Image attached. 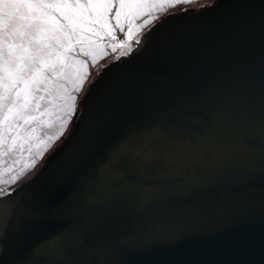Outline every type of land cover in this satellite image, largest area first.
Masks as SVG:
<instances>
[{
    "label": "water",
    "instance_id": "1",
    "mask_svg": "<svg viewBox=\"0 0 264 264\" xmlns=\"http://www.w3.org/2000/svg\"><path fill=\"white\" fill-rule=\"evenodd\" d=\"M196 31L201 32L191 49L199 54L214 49L204 51L210 64L197 62L202 68L192 77L189 71L196 68L171 64L167 49L179 38L187 42L186 37L195 36ZM148 75H158L163 87L171 82L181 88V96L172 105L179 109L176 135L164 133L156 142L157 149L150 148L155 155L153 165L144 164L146 177L131 184L120 181L110 188L104 201L106 214L118 203L129 207L127 219L120 222L123 227L129 225L125 232L131 237L129 241L124 234L118 237L114 245L119 251L110 247L111 252L117 260L125 259L124 264H140L137 261L142 260L134 259V253L143 248L147 264H264V0H215L198 11L171 15L155 24L128 57L104 66L80 100L81 113L65 141L31 180L2 196L19 194L5 244L0 243V264H28L32 258L23 256L26 251L68 230L69 222L15 253L7 249L6 243L24 230L19 223L28 220L20 217L21 212L61 162L87 140V126L103 96L124 80ZM163 139L176 144L169 145L175 150L169 160L163 159ZM150 158L147 154L144 161ZM158 198L167 200L169 206H165L169 220L163 238L158 240L152 230L147 236L143 230L136 234L129 219L148 222L146 217L151 214H139L144 205L156 204L152 212L162 213ZM62 219L66 222L67 217ZM50 221L27 222L35 223L28 224L32 227ZM107 225H113L112 220ZM169 230L176 235L168 236ZM161 242L168 261L159 255Z\"/></svg>",
    "mask_w": 264,
    "mask_h": 264
},
{
    "label": "rangeland",
    "instance_id": "2",
    "mask_svg": "<svg viewBox=\"0 0 264 264\" xmlns=\"http://www.w3.org/2000/svg\"><path fill=\"white\" fill-rule=\"evenodd\" d=\"M212 2L0 0V197L65 141L104 66L161 20Z\"/></svg>",
    "mask_w": 264,
    "mask_h": 264
},
{
    "label": "bare ground",
    "instance_id": "3",
    "mask_svg": "<svg viewBox=\"0 0 264 264\" xmlns=\"http://www.w3.org/2000/svg\"><path fill=\"white\" fill-rule=\"evenodd\" d=\"M200 32L196 31L193 37L187 36V42L179 38L177 43L167 49L168 60L171 64H178L184 69L196 68L189 71L192 77H196L192 73L197 74L202 65L210 64L208 60H205L207 57L203 56L204 51L209 52L214 49V46L206 48L200 54L197 49L194 50V47L191 49ZM209 58L214 61L213 57ZM197 62L202 65L197 67ZM210 67L212 68V66ZM158 80V75L124 80L121 82L122 84L103 96L99 109L87 126V140L83 141L82 146L76 148L61 162L53 176L48 179L20 214V217L28 219L27 221L48 218L51 220L50 223L32 227H29L30 224L35 223L27 221L19 223L24 230L15 234L6 243L7 249L15 253L29 244H34L48 232L52 233L58 228H64L69 222L67 231L24 253V257L32 258L28 264L127 263L125 259L117 260L110 247H116V250L119 251V246L114 245L117 238L123 234L127 241L131 238L125 232L129 225L126 224V227H123L120 222L122 219H127L129 207L120 206L118 203L116 206H112L111 214L107 215L104 201H107L109 190L116 183L121 181L120 184L123 182L131 184L141 177H146L148 170L144 168V164L153 165L155 155L149 151L150 148L156 147L157 140L159 141L164 136L162 134L176 135L177 126L174 122L175 114L179 109L172 108V105L173 100H177L181 96V88L171 82L168 87H163ZM221 105L223 106L225 103L221 102ZM161 107L162 109H160ZM163 141L166 151V156L163 159L169 160L175 152L169 145L176 144L170 143L166 139ZM147 154L151 156L149 162L144 161ZM155 158L158 161L161 160L158 154ZM233 178L235 177L233 176ZM231 185L229 184V187ZM186 190H188L186 192L188 195L190 187ZM183 194L185 195V193ZM18 196V193H14L0 199V243L2 244H5L9 224L12 220L11 214L18 202ZM159 201L160 207H162L160 214L152 212L156 208V204L155 206L144 205L141 207L140 216H142L141 214L143 216L151 214L150 217H146L148 222L129 219V224L135 233L143 230L142 232L147 236L150 234L148 230H152L157 232L158 240L163 238V230L169 220V216H167L169 206L167 200ZM94 211L97 213L96 216L93 215ZM101 214L103 216H100ZM64 216L67 217L66 222L62 219ZM110 220L113 225L108 226L107 221ZM99 227L102 228L99 229ZM184 231L186 230L184 229ZM174 235H176V231L169 230L168 236ZM162 243L159 247L162 254L159 255L164 261H168L170 256L165 250H161ZM49 248L51 249L46 251ZM143 250L144 248L139 252L135 250L134 259L142 260V262L137 261L140 264H147Z\"/></svg>",
    "mask_w": 264,
    "mask_h": 264
},
{
    "label": "trees",
    "instance_id": "4",
    "mask_svg": "<svg viewBox=\"0 0 264 264\" xmlns=\"http://www.w3.org/2000/svg\"><path fill=\"white\" fill-rule=\"evenodd\" d=\"M215 1V0H214ZM208 6V5H207ZM204 7H206V6H199V7H197V8H194V9H189V10H187V12H194V11H198V10H200V9H202V8H204ZM185 10L184 9H182L181 11H180V13L181 12H184Z\"/></svg>",
    "mask_w": 264,
    "mask_h": 264
}]
</instances>
